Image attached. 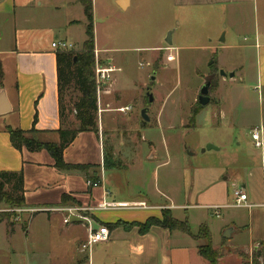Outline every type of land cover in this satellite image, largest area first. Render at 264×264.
<instances>
[{
  "label": "rangeland",
  "instance_id": "rangeland-1",
  "mask_svg": "<svg viewBox=\"0 0 264 264\" xmlns=\"http://www.w3.org/2000/svg\"><path fill=\"white\" fill-rule=\"evenodd\" d=\"M45 3L41 8L44 18H37L42 20L40 24L50 20L62 23L68 18L80 21L69 29L67 37L75 51L81 49L86 40L87 22L83 6L78 0H45ZM93 6L95 44L100 51L96 63L111 64L119 69L112 73L111 80L101 87L98 95L104 106L111 101L114 108L132 107L127 113L114 109L102 115L107 124L101 130L104 145L114 148L115 159L122 164L120 169L105 170L108 189H114L112 185L119 183V192L138 195L126 199L138 200L146 198L144 187L149 184V189L154 191L147 200L149 204L181 203L185 168L193 179L200 181L202 190L229 177L231 195L232 183L237 184L241 178L244 153L257 152L254 146H247V139L241 142L240 137L255 119L256 110L262 108L264 111V91L253 88L254 54L237 46L244 42V34L242 37V34L233 33L238 29L237 8L181 7L174 0H131V6L125 10L118 6L117 0H93ZM247 12L252 29L254 16L250 9ZM170 31L172 46L166 41ZM169 56L173 57L169 60ZM110 58L113 61L109 62ZM221 71L228 75L232 71L239 73L231 78L221 75ZM206 80L212 82V100L195 118L191 108L198 106L196 99ZM149 87L154 101L149 106L150 120L144 121L141 112L149 101ZM244 96L252 98L255 108L245 110L247 99ZM65 102L73 109L70 95H66ZM68 113L72 121L75 112ZM36 131L27 135L52 142V135ZM209 144L218 149L203 152ZM134 178L143 183L133 182ZM156 183L168 192L167 200H159L155 194ZM65 203L76 204L74 198H67ZM163 210L160 209L156 217L161 218ZM27 211L24 206L10 207L0 202V212L10 213L11 221L16 223L0 224V264H60L58 262L68 260L71 246L65 236L46 229V214H39L32 222L34 231L32 229L27 235L28 228L24 226L28 227L37 215ZM174 211L175 218L185 220L182 210ZM189 211L192 215L188 220L193 231L199 229L200 223L208 222L214 228L213 237L218 235L223 217L203 209ZM152 212L157 210L152 208ZM11 230H16L12 237ZM194 235L195 240L206 243L198 232ZM224 247L217 249L226 255ZM16 249L20 251L17 254ZM237 256L238 264H252V254L248 250L240 249ZM231 259L226 264H230Z\"/></svg>",
  "mask_w": 264,
  "mask_h": 264
},
{
  "label": "crops",
  "instance_id": "crops-1",
  "mask_svg": "<svg viewBox=\"0 0 264 264\" xmlns=\"http://www.w3.org/2000/svg\"><path fill=\"white\" fill-rule=\"evenodd\" d=\"M122 1L117 0V4L122 10L131 6V0H126L123 9L119 3ZM174 1L177 6L181 7L237 8L238 29L233 33L245 36L243 37L244 42L237 46L245 49L246 52H253V67L255 68L253 88L264 91V0ZM45 5V0H0V92L5 91L10 107L9 112L0 114V171L24 174L26 201L24 207L28 213L37 214L27 227V235L32 232V229L34 231L35 226L32 222L40 216L39 214H46V229L65 236L71 246L68 260L58 262L60 264H81L82 261V264H209L199 254V247L205 243H200L182 232H171L166 228L153 226L149 232L141 234L138 226L129 228L108 226L117 221L127 224L142 223L150 216H158L160 209H170L174 216V210H182L184 219L188 220L189 215H192L190 209H203L212 212L216 217H223V222L217 229L218 235L215 238L212 233L214 228H211L208 222L205 223L210 228L216 248L226 247L227 254L223 253L219 259L220 264H226V261L231 258L230 264H238L237 252L240 249H246L253 254L258 249L260 242L264 241V146L261 149L256 148L251 138V130L258 127L264 140V111L262 108L256 110L255 119L249 123L247 132H242L240 137L241 142L247 139V146H254L257 152L253 155L244 153L240 165L241 178L237 184L232 183L231 195L228 186L229 177L219 180L217 183L214 182L202 190L200 181L193 179L190 176V171L185 168L183 170L184 194L181 203L149 204L147 200L154 192L151 188L149 189V184L144 187L147 189L144 194L146 198L141 197L138 200L126 199L133 196L136 198L138 195L135 192L133 194L119 192V183L112 185L114 189H108L106 168L103 166L105 145L101 134V130L107 124L104 123L102 115L118 109L119 106L112 107L111 101L104 106L102 97L99 95L98 132H81L63 152L64 161L68 164L93 165L97 168H91L87 173L60 171L55 167V161L48 151L31 152L26 148H23L22 151L14 148L8 132L9 127L23 131L34 128L52 135V142L59 141L58 131L61 128V119L57 50L52 48V43L63 40L71 42L67 37L69 29L80 24V21L68 18L62 23H53L50 20L51 22L40 24L42 20L37 18H44L41 8ZM249 9L254 16L255 25L252 29L250 26L253 24H251L250 15L247 12ZM50 12L54 14L53 10ZM84 20H86L85 13ZM95 53L98 58L100 51L96 44ZM172 57L169 56L168 59L170 60ZM108 61L111 62L113 59L110 58ZM244 98L247 99L244 105L245 110L248 107L255 108L251 97L244 96ZM165 164L168 165L169 162L165 161ZM95 173L99 177V185L91 188L87 181L90 179L94 181L92 176ZM135 181L143 183L141 179L134 178L133 182ZM237 188H242L247 195L246 201L241 205L236 204L234 197V190ZM155 189L159 200L162 198L167 200L165 196L169 194L164 192V187L156 183ZM64 195L68 199H75L76 204L72 207L80 208L78 212L69 213L63 210L69 207L62 202ZM106 200L143 201L148 207L114 211L98 210L97 205ZM152 208H155L157 212L153 214ZM65 219H68L69 222L66 223ZM3 223L5 222L0 224ZM101 224H108L110 239L94 246L96 247L94 256L92 251L83 252L80 246L87 239L89 229L96 228ZM202 224L204 223H200L199 227ZM228 228H232L231 237L225 239L223 233ZM191 229L193 231L192 227ZM15 233L16 230L11 234V237ZM14 251L16 254L20 252L18 249Z\"/></svg>",
  "mask_w": 264,
  "mask_h": 264
},
{
  "label": "trees",
  "instance_id": "trees-1",
  "mask_svg": "<svg viewBox=\"0 0 264 264\" xmlns=\"http://www.w3.org/2000/svg\"><path fill=\"white\" fill-rule=\"evenodd\" d=\"M84 8L86 16V40L80 50L57 51V73L58 91L60 105L61 128L58 131V142H42L35 136L27 134L36 133L33 128L30 131H23L18 128H8L10 140L14 148L22 151L23 148L31 152L46 150L55 161V167L60 171H81L87 173L93 165L68 164L64 161V150L74 142L77 136L84 131L98 132V88L95 75L96 54H95V33H94V6L93 0H78ZM66 95H70V102H73V109H70L65 102ZM201 107L194 112V116L201 110ZM68 111L75 112L71 121ZM77 122V126H76ZM104 168H120L121 162L115 159L114 148L104 147ZM98 181V176H92ZM91 180V179H90ZM99 182V181H98ZM24 174L22 172L0 171V202L10 207H21L26 205L24 196ZM63 196L62 202L67 201ZM10 213L0 212V223L6 222L10 225L16 223L11 221ZM108 225V224H107ZM110 227L124 226L129 228L138 226L141 234L149 232L153 226H160L169 231H179L194 238L189 220H179L174 217L170 209L162 211L161 218L150 216L145 222H132L127 224L123 221L109 224ZM24 228H27L26 224ZM14 232V230H11ZM198 235L205 239V244L199 247V254L209 264H220L219 259L223 252L213 246V238L207 224L199 227ZM252 264H264V241L260 242L258 249L252 254Z\"/></svg>",
  "mask_w": 264,
  "mask_h": 264
},
{
  "label": "built area",
  "instance_id": "built-area-1",
  "mask_svg": "<svg viewBox=\"0 0 264 264\" xmlns=\"http://www.w3.org/2000/svg\"><path fill=\"white\" fill-rule=\"evenodd\" d=\"M52 48L57 51H72L74 50V45L68 41H54L52 43ZM119 70L117 67L109 65H101L98 61L95 66V75L98 91H101V87L108 84L111 80L112 73ZM99 93V92H98ZM131 106H124L118 108L120 112L127 113L131 110ZM251 138L254 142V146L258 149L263 148L264 140L262 138L261 131L258 127H255L251 130ZM88 186L97 187L99 185L98 181H87ZM234 197L237 205H241L247 199L246 193L242 188H237L234 190ZM147 204L143 201L135 202H117V201H103L97 205L98 210H118V209H138V208H147ZM80 208L78 207H66L63 210H66L69 213L78 212ZM65 222L68 223L69 220L65 219ZM110 239V230L107 225H99L96 228H90L87 239L81 244L80 249L83 252H91L93 247L96 244L106 242Z\"/></svg>",
  "mask_w": 264,
  "mask_h": 264
},
{
  "label": "water",
  "instance_id": "water-1",
  "mask_svg": "<svg viewBox=\"0 0 264 264\" xmlns=\"http://www.w3.org/2000/svg\"><path fill=\"white\" fill-rule=\"evenodd\" d=\"M120 6L124 9L126 0H123L122 2H119ZM167 43H169V45H172V36H171V31L168 33L167 35V39H166ZM214 62V60L211 61L210 64H212ZM221 75H223L224 77L230 76L231 78H234L236 76V72L232 71L229 75L224 72L221 71ZM154 79V77H153ZM211 87H212V82L211 80H206V82L201 86L200 90H199V102L202 106L207 105L211 98H210V93H211ZM148 97H149V101L148 104L145 106V108H143L142 110V118L144 121H149L150 117L148 115L149 112V104L151 102L154 101V96L152 93H148ZM7 98H6V93L4 90H2L0 92V114H5L7 112L10 111V107L7 103ZM210 149H218L217 147H215L214 145H207V147L205 149H203L202 151H206V150H210ZM231 232H232V228H228L226 229V231L223 233V238L225 239H229L231 237Z\"/></svg>",
  "mask_w": 264,
  "mask_h": 264
},
{
  "label": "flooded vegetation",
  "instance_id": "flooded-vegetation-1",
  "mask_svg": "<svg viewBox=\"0 0 264 264\" xmlns=\"http://www.w3.org/2000/svg\"><path fill=\"white\" fill-rule=\"evenodd\" d=\"M163 49H164V48H163ZM155 68H156V70L154 71V76H153L154 79H155V75H156V73H157V68H158V66L155 67ZM215 72H216V71H215ZM215 72H214V73H215ZM150 90H151V88L149 87L147 93H149V92L151 93ZM211 100H212V99H211ZM211 100H210V102H211ZM196 102H197V104H198L197 107H201V108L204 107V106H202V105L200 104V102H199V94H198V96H197ZM147 103H148V102H146V105H147ZM146 105H145V106H146ZM149 106H150V104H149ZM197 107L192 106L191 111H192V112H195V111L198 109Z\"/></svg>",
  "mask_w": 264,
  "mask_h": 264
}]
</instances>
